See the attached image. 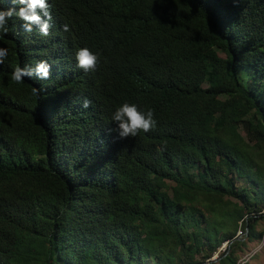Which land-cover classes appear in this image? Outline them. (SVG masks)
Instances as JSON below:
<instances>
[{"label":"trees","instance_id":"obj_1","mask_svg":"<svg viewBox=\"0 0 264 264\" xmlns=\"http://www.w3.org/2000/svg\"><path fill=\"white\" fill-rule=\"evenodd\" d=\"M48 3L49 36L0 33V264H236L264 237V0ZM124 102L157 127L109 133Z\"/></svg>","mask_w":264,"mask_h":264},{"label":"clouds","instance_id":"obj_2","mask_svg":"<svg viewBox=\"0 0 264 264\" xmlns=\"http://www.w3.org/2000/svg\"><path fill=\"white\" fill-rule=\"evenodd\" d=\"M4 4L0 7V33L6 35L9 31L8 24L12 20L25 32L39 30L42 36H49L52 24L51 12L49 11L48 0H3ZM62 30L69 32L68 24L62 26ZM8 56V49L0 47V65L4 63ZM77 66L85 72L94 71L100 62L98 53L93 52L88 47L78 48L75 52ZM52 65L47 60H40L35 67L25 65L16 66L11 73V80L17 84H22L25 78L35 77L39 80L51 78ZM41 89L33 87L32 94L39 96ZM91 104L85 98L81 106L87 109ZM117 127L109 129V133L116 132L119 139L135 137L139 132L148 133L153 131L158 121L155 117V110L141 109L136 103L124 102L119 106L112 117Z\"/></svg>","mask_w":264,"mask_h":264},{"label":"rangeland","instance_id":"obj_3","mask_svg":"<svg viewBox=\"0 0 264 264\" xmlns=\"http://www.w3.org/2000/svg\"><path fill=\"white\" fill-rule=\"evenodd\" d=\"M223 56V54H220ZM239 185L243 184L242 180H239ZM204 209V208H202ZM258 231H264V221H261L257 226ZM236 238H240V232L237 231ZM226 243H224L217 254H214L208 264H221L219 256L226 249ZM237 263L236 264H264V237L260 242H251L243 249L242 252H237Z\"/></svg>","mask_w":264,"mask_h":264},{"label":"built area","instance_id":"obj_4","mask_svg":"<svg viewBox=\"0 0 264 264\" xmlns=\"http://www.w3.org/2000/svg\"><path fill=\"white\" fill-rule=\"evenodd\" d=\"M260 214H262V215H263V214H264V212H261ZM240 235H242V233H241V232H240Z\"/></svg>","mask_w":264,"mask_h":264},{"label":"bare ground","instance_id":"obj_5","mask_svg":"<svg viewBox=\"0 0 264 264\" xmlns=\"http://www.w3.org/2000/svg\"><path fill=\"white\" fill-rule=\"evenodd\" d=\"M264 215V214H263Z\"/></svg>","mask_w":264,"mask_h":264}]
</instances>
